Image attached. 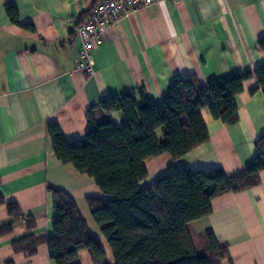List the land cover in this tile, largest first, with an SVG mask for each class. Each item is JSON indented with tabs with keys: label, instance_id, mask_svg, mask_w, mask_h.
<instances>
[{
	"label": "crops",
	"instance_id": "crops-1",
	"mask_svg": "<svg viewBox=\"0 0 264 264\" xmlns=\"http://www.w3.org/2000/svg\"><path fill=\"white\" fill-rule=\"evenodd\" d=\"M100 1L0 0V194L24 216L14 220L0 205V228L13 222L10 232L0 234V264H53L45 243L32 254L12 247L27 235L52 234L48 186L73 197L105 247L86 198L106 196L86 173L57 158L47 124L56 123L67 140L81 139L92 107L98 121L123 123L119 112L99 108L106 96L144 88L160 102L176 75H195L206 84L264 65V50L257 46L264 37V0H180L122 17L94 42L93 73L77 70L75 28ZM7 3L16 7L21 24L33 28L13 23ZM256 87L255 79H247L235 96V124H224L203 108L208 140L177 158L168 153L148 158L139 187L152 184L172 164L193 171L219 168L227 175L245 168L255 155V140L264 136V90L251 93ZM157 136L162 139L161 131ZM260 180L247 190L217 196L208 215L188 223L191 234L211 230L228 243L229 260L221 264H264V171ZM26 217L33 220L31 227Z\"/></svg>",
	"mask_w": 264,
	"mask_h": 264
},
{
	"label": "trees",
	"instance_id": "trees-1",
	"mask_svg": "<svg viewBox=\"0 0 264 264\" xmlns=\"http://www.w3.org/2000/svg\"><path fill=\"white\" fill-rule=\"evenodd\" d=\"M5 11L13 23L33 28L31 23H20L12 3L5 5ZM257 46L264 50V37ZM250 78L257 82L251 93L264 90V65L206 84L195 75H176L160 102L152 100L144 88L106 96L99 108L105 113L119 112L123 123L98 121L92 107L86 113L87 130L81 139L67 140L56 123L47 124L57 158L86 173L106 196L87 197L86 202L111 257L107 258L100 238L89 230L73 197L51 186L47 191L55 212L52 234L21 237L12 242L13 249L32 254L45 243L53 264H81L78 254L85 249L94 264H221L229 260L227 242L218 240L211 230L193 235L188 223L208 215L217 196L260 183L264 136L255 140L251 162L232 174L219 168L193 171L172 164L152 184L140 188L139 182L147 175L148 158L161 153L177 158L208 140L203 108L224 124H235V96ZM0 205L6 206L14 220L24 217L18 205L6 202L2 194ZM25 220L27 227L33 225L31 218ZM12 225L2 226L0 234L10 232Z\"/></svg>",
	"mask_w": 264,
	"mask_h": 264
},
{
	"label": "built area",
	"instance_id": "built-area-1",
	"mask_svg": "<svg viewBox=\"0 0 264 264\" xmlns=\"http://www.w3.org/2000/svg\"><path fill=\"white\" fill-rule=\"evenodd\" d=\"M161 1L178 2L180 0H101L93 5L85 19L75 28L80 41L75 68L92 74L94 42H100L107 28L128 13Z\"/></svg>",
	"mask_w": 264,
	"mask_h": 264
},
{
	"label": "rangeland",
	"instance_id": "rangeland-1",
	"mask_svg": "<svg viewBox=\"0 0 264 264\" xmlns=\"http://www.w3.org/2000/svg\"><path fill=\"white\" fill-rule=\"evenodd\" d=\"M105 252L107 253V258L111 257L110 249L108 248V245L105 244ZM88 251L85 249L83 252L79 253V260L81 261V264H91V260L88 256Z\"/></svg>",
	"mask_w": 264,
	"mask_h": 264
}]
</instances>
